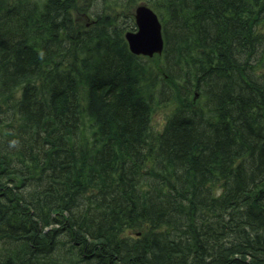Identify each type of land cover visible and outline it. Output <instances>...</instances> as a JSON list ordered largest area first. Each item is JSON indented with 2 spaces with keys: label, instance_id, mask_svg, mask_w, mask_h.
Instances as JSON below:
<instances>
[{
  "label": "trees",
  "instance_id": "16d2710c",
  "mask_svg": "<svg viewBox=\"0 0 264 264\" xmlns=\"http://www.w3.org/2000/svg\"><path fill=\"white\" fill-rule=\"evenodd\" d=\"M110 1L0 0V264H264V0Z\"/></svg>",
  "mask_w": 264,
  "mask_h": 264
},
{
  "label": "water",
  "instance_id": "95a60500",
  "mask_svg": "<svg viewBox=\"0 0 264 264\" xmlns=\"http://www.w3.org/2000/svg\"><path fill=\"white\" fill-rule=\"evenodd\" d=\"M135 30L125 32L130 51L137 55L153 56L163 50L161 22L157 14L146 4L140 3L134 9Z\"/></svg>",
  "mask_w": 264,
  "mask_h": 264
},
{
  "label": "rangeland",
  "instance_id": "374dc122",
  "mask_svg": "<svg viewBox=\"0 0 264 264\" xmlns=\"http://www.w3.org/2000/svg\"><path fill=\"white\" fill-rule=\"evenodd\" d=\"M99 1H102V0H99ZM106 1H108V0H106ZM110 3L113 4L114 0H111ZM94 9H95V7L92 8L91 12ZM133 12H134V10H133ZM74 16L75 17H81L82 20H85V22L87 21L88 24L91 23L93 20L92 19L93 17L91 15H89L91 18L90 17H82L81 14L78 12L74 13ZM82 23H83V21H82ZM160 55L161 54L153 55L151 57L144 56V55H142V56L146 57L148 59V62L152 63L154 66H157L156 64L161 66L162 65V61H161L162 59H161ZM155 60L158 62H155ZM192 97H193L196 105L203 104V101L199 95H195L196 98L193 95H192ZM172 108H173V106H171V107L165 106L164 108H157L156 110H154V112L152 114V120H151L152 124L154 126H156V128H161L163 123H164V119H165L166 115L171 111Z\"/></svg>",
  "mask_w": 264,
  "mask_h": 264
},
{
  "label": "bare ground",
  "instance_id": "6f19581e",
  "mask_svg": "<svg viewBox=\"0 0 264 264\" xmlns=\"http://www.w3.org/2000/svg\"><path fill=\"white\" fill-rule=\"evenodd\" d=\"M139 234V233H138Z\"/></svg>",
  "mask_w": 264,
  "mask_h": 264
}]
</instances>
